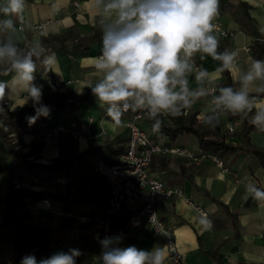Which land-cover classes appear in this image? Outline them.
Wrapping results in <instances>:
<instances>
[{"label": "crops", "instance_id": "obj_1", "mask_svg": "<svg viewBox=\"0 0 264 264\" xmlns=\"http://www.w3.org/2000/svg\"><path fill=\"white\" fill-rule=\"evenodd\" d=\"M75 1L24 0L21 12L6 15L2 9L9 6V0H1L0 33L8 41L7 45L17 48L29 44L38 50L44 47L42 40L45 38L63 35L71 29L82 36H89L96 28L102 30V22L111 23L117 19L114 11L110 15L104 12L109 0H79L77 4ZM243 1L250 5V15L259 28L255 35L242 29L228 13L219 12L212 20L213 30L209 33L217 38L218 45H225L228 54L235 53L232 63L228 65L234 81L242 80L252 71V64L256 60L251 45L255 38L264 41V0ZM8 20L12 21L11 27L5 24ZM220 30L228 31L229 36L223 37ZM101 47L100 40L93 44L87 55L78 59L59 50L51 52L47 60L53 61L49 64L52 73L48 75L43 72L39 78L33 73L34 79L31 81V84L41 88L42 104L54 101L61 94L78 98L83 92L91 91L84 85L87 81L94 84L102 79V73L93 67ZM216 53L218 56V47ZM179 59L187 62L189 68L182 76L169 75L177 84L175 93L188 101L185 113L189 109L196 111L201 123L219 127L228 142L241 144L242 139L236 133L238 124L235 133H226L229 120L223 111L215 110L211 96L204 89L206 78L216 87L220 82L222 73L219 59L203 51H194L188 56L183 50L179 53ZM180 80L186 83L182 85ZM4 84L5 96L12 111L16 107H33L27 87L18 73L7 78ZM245 88L263 94L251 102L253 117L257 110L264 108V76H254L252 81L245 82ZM25 100L28 101L26 104ZM129 103H132V99ZM79 105L75 112L50 114L45 123L43 131L58 124L69 127L76 122L72 129L77 135L67 131L43 140V158L40 159L43 163L38 162L47 166L54 163L58 167L50 171L52 180L40 183L43 189L57 191L63 198L29 202V221L57 229L52 236L55 240L53 253L79 249L82 255L77 258L76 264H101L99 241L103 239L90 224L81 223L78 216L101 214L107 208L106 183L95 172L94 166L101 156V147L108 144L127 145L129 134L124 120L127 116H122L120 123H104L111 119L107 116V105L101 106L92 93ZM153 125L148 121L142 123L143 128L147 127L148 130H145L158 142L168 147H184L196 156L202 152L198 139L194 144L189 135H179L175 139L155 138ZM23 138L28 148L37 139L31 134ZM251 142L264 148V131L255 129L251 133ZM89 149L92 150L87 153ZM218 157L223 160L226 170L212 160L196 163L189 156H155L154 166H151L153 172L167 186L182 190L184 196L174 195L157 202L165 225L164 230L158 233L145 221L139 205L115 214L113 228L114 233L122 238L120 246L135 245L145 250L162 247L166 256L164 264H172L167 247L169 232L187 264H218L211 252L221 254L224 264H264V203L247 196L245 189L246 184L254 183L264 190V167L258 157L244 150ZM11 160L6 144L0 139V222L4 205L1 199L7 179L6 165ZM162 163L165 164L164 168L160 167ZM63 178L68 181L62 182ZM196 206L204 209L207 216H203ZM200 218L210 220L212 227L205 229L199 223ZM9 233L7 226H0V264H14L11 246L5 239Z\"/></svg>", "mask_w": 264, "mask_h": 264}, {"label": "clouds", "instance_id": "obj_2", "mask_svg": "<svg viewBox=\"0 0 264 264\" xmlns=\"http://www.w3.org/2000/svg\"><path fill=\"white\" fill-rule=\"evenodd\" d=\"M218 6L219 0H109L104 12L110 15L114 11L117 19L111 23L102 22V47L93 65L102 73V79L94 84L87 81L84 85L91 89L101 106L107 105V116L111 119L104 123H120L121 106L128 110L131 99L136 108L148 106L152 119L156 118L158 110L170 109L181 99V95L173 93L169 87L174 82L170 73L182 76L189 68L187 62L179 59L181 50L188 56L194 51H203L214 59H221L224 65L232 63L235 53L217 56L218 40L209 34L213 30L212 20L218 15ZM23 7L24 0H9V6L2 11L6 15L19 13ZM5 24L11 27L12 21H5ZM31 57V53L22 56L11 44L0 47V61H10L27 87L35 111L34 116L27 117L30 124L50 114V109L41 102V88L31 84L35 70ZM47 63L53 61L49 59ZM254 76H264V62L254 61L252 71L243 79L247 83ZM179 83L183 85L186 81ZM5 87L0 82V98L5 95ZM221 92L218 101L234 113L252 106L243 89L234 93L231 88H224ZM27 102L25 100V104ZM252 123L264 131V108L255 112ZM159 127L157 121L153 128ZM245 189L247 196L264 203V190L254 183L246 184ZM199 223L205 229L212 227L207 218H200ZM121 239L115 236L99 241L101 264H164V248L122 247ZM80 255L79 249L59 250L38 260L35 254L29 253L21 258L20 264H76Z\"/></svg>", "mask_w": 264, "mask_h": 264}, {"label": "trees", "instance_id": "obj_3", "mask_svg": "<svg viewBox=\"0 0 264 264\" xmlns=\"http://www.w3.org/2000/svg\"><path fill=\"white\" fill-rule=\"evenodd\" d=\"M218 12L231 15L242 29L250 34L255 35L259 31L257 24L250 15V5L243 0H219ZM101 37L102 30L96 28L89 36H82L76 30L71 29L63 35L43 39L42 44L50 48V50L44 53L32 54L31 58L35 64L34 76L39 78L43 72H46L48 75L52 73L47 63V57L51 52L59 50L78 59L87 55L93 44L100 41ZM7 43L8 41L0 33V47H5ZM19 48L17 47V51L22 56L29 54L27 51L20 52ZM251 50L256 61L264 62L263 40L255 38L252 42ZM225 53H228L226 47L223 43H220L218 45V56ZM219 61L222 77L217 85V99L222 95L221 90L224 88H231L234 93L242 89L245 90L251 102L263 95L260 92L246 90L244 79L234 81L229 66L224 65L221 59ZM16 73L18 72L13 68L10 61L7 59L0 61V82L4 83L7 78ZM91 93V91L83 92L78 98H70L66 94H61L54 101L45 104V106L50 109V114L59 111L75 112L80 107L79 102L89 99ZM69 99L72 100L70 101ZM4 102L7 103L5 104ZM129 105L128 110H124L121 106L122 116H130L137 110L133 99ZM10 107L11 105L5 95L3 98H0V139L4 141L12 157L11 162L6 165L7 179L4 196L1 199L4 205L0 226L5 225L10 229V233L5 239L11 246L14 264H20L21 258L29 253L35 254L38 260L53 254L55 240L52 236L57 231L56 228L34 224L29 221L31 218V211L28 206L29 202L52 201L62 199L63 196L57 191L48 188L33 189L30 186L24 185L36 181L35 179L39 180V182L52 180L50 171L57 168L58 164L52 163L47 166L36 161L43 158L44 143L36 140L30 147L29 152L23 155L16 149L17 145L24 146V135L31 134L38 136L43 131L50 114L47 117L40 116L34 123L30 124L27 117L35 115L33 107H16L13 111H9ZM187 107V99H179L168 110V120H164L160 116H156L155 119L147 118V121L152 124H156L157 121L160 122L159 129L154 130V137L175 139L179 135L195 134L199 147L204 152H212L223 156L228 153H234L237 150H244L258 157L261 165L264 167V148L256 146L251 142V133L258 128V126L252 123L251 108L234 113L223 104V112L229 121L238 124L236 133L242 139L241 144H233L226 140L225 135L221 133L219 127L201 123L196 111L189 109L185 113ZM15 137L18 138L16 143L13 142ZM101 148V156L98 161H104L109 164L119 162V157L124 152L123 144H108ZM91 150L89 149L87 153ZM31 157L33 159H30ZM151 166H154L153 162ZM160 167L164 168L165 164L162 163ZM205 194L208 193L205 192ZM218 202L221 203L220 201ZM221 205L226 209L224 204L221 203ZM113 235L114 237L119 236L114 233V228ZM211 255L218 264H224V257L221 254L211 252Z\"/></svg>", "mask_w": 264, "mask_h": 264}, {"label": "built area", "instance_id": "obj_4", "mask_svg": "<svg viewBox=\"0 0 264 264\" xmlns=\"http://www.w3.org/2000/svg\"><path fill=\"white\" fill-rule=\"evenodd\" d=\"M79 0H76L77 4ZM22 29L23 27H19ZM223 37L229 36L226 30H220ZM50 50L47 47H40L38 50L31 45L26 44L19 48L20 52L27 51L31 54L37 52L44 53ZM181 60V59H180ZM183 61V60H181ZM170 83V90L175 93L177 84L175 80ZM206 78V75H205ZM205 91L211 96L214 108L217 112L223 111V104L216 98V85L212 84L206 78ZM71 101V100H70ZM5 104L7 102H4ZM133 103L135 101L133 99ZM121 110V109H120ZM157 116L168 120V110H158ZM150 118V109L148 106H142L125 118V126L128 130L129 140L124 147L123 154L119 157V162L109 164L104 161L96 162L94 170L101 175L106 183L108 199L105 212L97 215L84 214L78 216V220L84 224H90L97 230L101 239L113 235V217L120 211L129 210L139 205L140 212L145 218V221L151 225L154 232L158 233L164 230V222L158 210L157 202L166 200L174 195L184 196L180 189L169 187L163 179L153 172L151 164L157 155H183L191 157L196 163H201L205 160H212L221 169L226 170L225 164L217 154L212 152L202 151L200 155L192 154L188 149L180 146H166L150 136L143 128L142 123ZM236 124L233 121H228L226 124V133L232 135L236 130ZM76 126V122L71 126L58 124L54 127L47 128L42 131L36 140L43 142L45 137H51L58 133L72 131L76 136V132L72 129ZM16 143V140H13ZM22 148V145H17L16 149ZM36 161H42L37 159ZM62 182H67V178L61 179ZM35 188V187H32ZM187 201H190L186 198ZM203 216H207V212L200 206H196ZM168 234L167 247L169 251V260L172 264H187L184 255L178 250L171 234Z\"/></svg>", "mask_w": 264, "mask_h": 264}, {"label": "rangeland", "instance_id": "obj_5", "mask_svg": "<svg viewBox=\"0 0 264 264\" xmlns=\"http://www.w3.org/2000/svg\"><path fill=\"white\" fill-rule=\"evenodd\" d=\"M9 111H12V109L11 108H9ZM147 121V120H146ZM146 129H147V127H145ZM150 129V128H149ZM148 130V129H147ZM190 136V140L195 144L196 142H197V136L195 135V134H190L189 135ZM15 140H18V138H16L15 137ZM27 145V144H26ZM26 145L24 144V146H22V148H20V149H17V151H19L20 152V154H25V153H27V152H29V150H30V148H28V147H26ZM30 159H33V157H31ZM38 162V161H37ZM40 162H42L43 163V161H40ZM25 186H30V187H36L37 189H43L42 188V186H43V184H41L40 182H39V180L38 181H36V182H32V183H26V184H24Z\"/></svg>", "mask_w": 264, "mask_h": 264}]
</instances>
